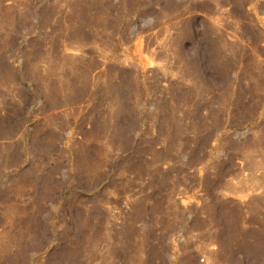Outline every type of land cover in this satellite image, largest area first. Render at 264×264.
<instances>
[{"label": "rangeland", "instance_id": "obj_1", "mask_svg": "<svg viewBox=\"0 0 264 264\" xmlns=\"http://www.w3.org/2000/svg\"><path fill=\"white\" fill-rule=\"evenodd\" d=\"M0 264H264V0H0Z\"/></svg>", "mask_w": 264, "mask_h": 264}]
</instances>
